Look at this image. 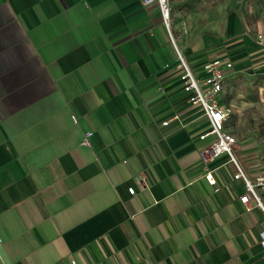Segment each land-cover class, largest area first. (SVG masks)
<instances>
[{"label": "crops", "instance_id": "1", "mask_svg": "<svg viewBox=\"0 0 264 264\" xmlns=\"http://www.w3.org/2000/svg\"><path fill=\"white\" fill-rule=\"evenodd\" d=\"M168 1L167 28L142 0H0V264H264V212L227 154L200 158L213 136L182 86L176 49L202 75L213 36ZM226 59L219 103L238 75L264 103L256 40ZM233 151L263 171L253 140Z\"/></svg>", "mask_w": 264, "mask_h": 264}, {"label": "rangeland", "instance_id": "2", "mask_svg": "<svg viewBox=\"0 0 264 264\" xmlns=\"http://www.w3.org/2000/svg\"><path fill=\"white\" fill-rule=\"evenodd\" d=\"M193 2L197 4L196 9L190 12L192 20L197 21L198 24V29L194 30L200 37L204 36L206 32L213 36L214 54L211 57L226 59L229 52L242 48L249 41H254V34L258 29L264 30V0H194ZM169 9L171 24V18L174 15L170 5ZM182 10L185 11L186 7L182 6ZM178 18L182 20L184 26V37H190L186 14L184 13L182 17ZM203 43L206 44L205 41ZM183 58L189 66L190 63L184 54ZM231 79L226 84L230 85V92L226 95L225 100L231 99L235 106L230 110L227 128L236 136L238 142L253 140L262 160H264V103L257 99V80L242 75ZM234 154L240 161L238 155L235 152ZM241 165L246 175L251 178L249 169L242 163Z\"/></svg>", "mask_w": 264, "mask_h": 264}, {"label": "built area", "instance_id": "3", "mask_svg": "<svg viewBox=\"0 0 264 264\" xmlns=\"http://www.w3.org/2000/svg\"><path fill=\"white\" fill-rule=\"evenodd\" d=\"M144 4L157 3L159 6L164 24L168 28L170 9L167 0H142ZM255 40L264 50V32H257ZM179 66L181 67V81L184 92L188 94V100L191 104L199 105L208 122L209 130L199 136L204 139L208 135L213 136V140L200 151V158L207 162L220 154H227L236 166L234 178H241L245 185V193L240 197V201L247 204L252 199L255 205L259 206L264 212V169L253 179L246 177L235 161L233 147L236 144V138L225 130V122L229 118V110L219 103L223 83L226 76V70L233 67L230 60L212 59L203 64V74L197 75L188 66L184 58L176 49ZM264 84V71L261 73ZM206 179L213 186L214 190L218 187L210 173L205 175ZM259 190V192H258ZM130 194L134 193L133 187L128 188ZM249 208V206H246ZM260 243L264 247V224L260 233ZM71 264H79L76 259L70 260Z\"/></svg>", "mask_w": 264, "mask_h": 264}]
</instances>
